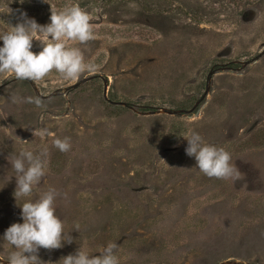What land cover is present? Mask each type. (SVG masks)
<instances>
[{"label": "rangeland", "instance_id": "rangeland-1", "mask_svg": "<svg viewBox=\"0 0 264 264\" xmlns=\"http://www.w3.org/2000/svg\"><path fill=\"white\" fill-rule=\"evenodd\" d=\"M73 4L93 35L65 43L82 47L93 71L0 76V187L9 153L46 149L31 198L54 187L73 240L39 258L57 264L116 242L119 264H264V0H0L10 9L0 20L25 12L44 25ZM45 127L46 139L32 136ZM191 131L228 151L238 178L199 173L184 151ZM14 188L11 178L0 189V236L21 222ZM9 251L0 242V264Z\"/></svg>", "mask_w": 264, "mask_h": 264}, {"label": "clouds", "instance_id": "clouds-1", "mask_svg": "<svg viewBox=\"0 0 264 264\" xmlns=\"http://www.w3.org/2000/svg\"><path fill=\"white\" fill-rule=\"evenodd\" d=\"M130 6L135 7L134 4ZM9 13L8 5L6 11L0 10V14ZM0 26V76H12L20 81H40L54 70L64 79L74 80L82 72L94 70V65L85 63L82 47H69L65 43L76 41L83 46L92 39L90 15L77 4L51 12L49 22L44 25L20 12L14 25L0 20ZM34 41L38 42V52L32 51ZM18 100L37 107L41 105L39 97H13L14 103ZM31 133L42 140L52 134L47 127L36 128ZM182 138L186 140L185 154L194 159V168L199 173L222 180L238 178L234 161L223 147L206 143L196 131ZM14 140L20 145L28 144L15 135ZM53 145L60 152H67L71 147L68 138H57ZM6 159L11 175L5 178L7 182L15 179L13 198L20 209L21 221L11 224L0 236V242H6L10 249L7 264H50L39 258V251L60 249L73 243V240L71 231H65L64 219L55 214L61 194L50 186L38 198H31L33 189L39 187L45 177L47 150L33 151L22 147L15 153H9ZM17 200L23 202L18 205ZM117 249L116 242H109L99 246L98 255H94L78 247L57 264H119Z\"/></svg>", "mask_w": 264, "mask_h": 264}]
</instances>
